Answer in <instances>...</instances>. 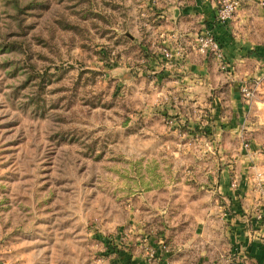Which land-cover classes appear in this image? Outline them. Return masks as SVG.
Returning <instances> with one entry per match:
<instances>
[{"label": "rangeland", "instance_id": "374dc122", "mask_svg": "<svg viewBox=\"0 0 264 264\" xmlns=\"http://www.w3.org/2000/svg\"><path fill=\"white\" fill-rule=\"evenodd\" d=\"M260 4L238 41L264 44ZM195 5L0 0V264H239L226 215H264V74L203 51Z\"/></svg>", "mask_w": 264, "mask_h": 264}, {"label": "crops", "instance_id": "0c3cea01", "mask_svg": "<svg viewBox=\"0 0 264 264\" xmlns=\"http://www.w3.org/2000/svg\"><path fill=\"white\" fill-rule=\"evenodd\" d=\"M196 1L195 11H200L204 14L207 24L211 25L219 38V44L226 56L238 59V56L251 51V59L249 61L257 63L260 67H257L253 72H256L255 75L264 74V44L260 42L247 44L244 40L238 41L232 36V24L234 20L238 17L242 21L245 16L244 14H246L244 11L248 9L249 5L258 6L261 3L260 5L264 6V0H241V7L235 13L234 18L228 22H221L217 18L219 0ZM261 19H263V16L256 17L254 23L257 24ZM238 60L243 61L240 58ZM232 188L229 189L231 190ZM235 199L233 208L230 214L226 215V219L229 221L228 235L230 241L234 245L235 253L239 255L237 260H240L239 264H264V215L260 214L261 212L251 213L252 200L250 204L241 206L239 200ZM260 204V209H262L264 203ZM244 212H247V214ZM160 263L166 264L163 260ZM131 264H152V262L149 260V263H146L143 258L135 257Z\"/></svg>", "mask_w": 264, "mask_h": 264}, {"label": "built area", "instance_id": "2783aa9c", "mask_svg": "<svg viewBox=\"0 0 264 264\" xmlns=\"http://www.w3.org/2000/svg\"><path fill=\"white\" fill-rule=\"evenodd\" d=\"M242 1L241 0H219L218 1V19L221 22H228L230 21L237 10L241 7ZM264 4V2H263ZM202 47L203 51H206V47L212 49L214 52L220 51V44L217 40L213 37H204L202 39ZM251 92L247 93L248 96H251ZM249 264V263H244Z\"/></svg>", "mask_w": 264, "mask_h": 264}]
</instances>
